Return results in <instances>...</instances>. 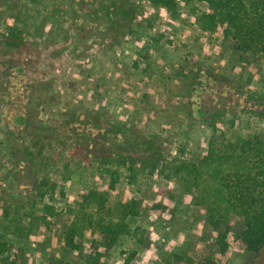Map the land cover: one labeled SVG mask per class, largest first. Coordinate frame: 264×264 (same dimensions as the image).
<instances>
[{"label": "rangeland", "instance_id": "1", "mask_svg": "<svg viewBox=\"0 0 264 264\" xmlns=\"http://www.w3.org/2000/svg\"><path fill=\"white\" fill-rule=\"evenodd\" d=\"M133 1L142 10L134 24L143 28L125 36L107 33L101 21L76 22L69 9L77 8L68 0L44 2L43 16L70 6L69 17L47 20L36 40L44 59L37 70L50 71L44 78L31 74L25 57L9 65L12 51L0 45V242L23 264H249L248 252L219 253L204 214L180 195L168 167L196 162L212 141L264 133V57L235 52L219 31L202 32L183 0H177L180 17ZM94 120L156 135L162 161L151 174L138 169L132 183L121 168L108 193V205L147 204L130 222L132 234L106 248L85 232L70 249L68 208L110 181L96 163L76 157L87 146L82 134L98 138ZM100 143H93L95 151ZM24 148L34 155L42 150L37 161L47 169L41 174L55 185L44 202L32 197L34 169L23 160ZM43 205L55 214H45Z\"/></svg>", "mask_w": 264, "mask_h": 264}, {"label": "trees", "instance_id": "2", "mask_svg": "<svg viewBox=\"0 0 264 264\" xmlns=\"http://www.w3.org/2000/svg\"><path fill=\"white\" fill-rule=\"evenodd\" d=\"M68 1L77 8L76 12L69 9L76 22L101 21L107 33L119 31L124 36L133 35L134 28L141 26L134 24L142 10L133 0ZM147 1L152 8H164L174 17H180L181 5L187 7L202 32L219 31L231 40L235 52L264 57V0H183L181 5L177 0ZM44 2L48 0H0V45L12 51L8 64L12 65L14 57H25L31 74L41 78L50 71L44 67L37 70V61L40 65L44 59L43 49L36 40L43 37L47 20L69 17L65 8L70 7L62 3V9L56 6L43 16ZM202 4L206 7L200 10ZM91 128L98 132V138L90 133L82 134L79 140H85L87 146L82 144L76 157L96 163L99 173L109 176L110 181L105 189H92L82 195L75 209L68 208L73 220L66 228L65 243L70 249L75 246L74 240L82 238L85 232L93 244L106 248L132 234L130 222L147 204L119 200L108 205V193L119 182L121 168L127 171V179L132 183L138 169H148L151 174L162 161V145L156 135L144 137L119 125L95 120ZM97 139L101 141L100 151L93 149ZM24 149L23 160L34 169L32 197L36 202H44L46 195L54 192L55 185L49 183L47 175L41 174V169H47L37 161L36 156H41L42 150L34 155L28 148ZM168 169L180 195L204 214L220 254L235 249L250 253L249 264L263 260L264 133L232 141H212L206 154L196 162L184 161ZM43 209L45 214H55L51 206L43 205ZM234 219L239 222L234 223ZM11 248L9 243L0 242V264H23L10 253ZM201 264L212 263L207 260Z\"/></svg>", "mask_w": 264, "mask_h": 264}]
</instances>
